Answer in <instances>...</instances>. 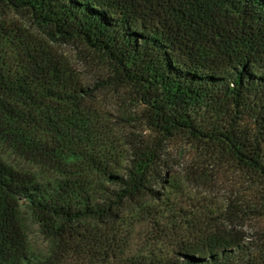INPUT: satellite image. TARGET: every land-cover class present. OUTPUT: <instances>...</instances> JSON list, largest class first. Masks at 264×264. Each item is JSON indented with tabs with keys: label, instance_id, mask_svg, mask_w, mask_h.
Listing matches in <instances>:
<instances>
[{
	"label": "trees",
	"instance_id": "16d2710c",
	"mask_svg": "<svg viewBox=\"0 0 264 264\" xmlns=\"http://www.w3.org/2000/svg\"><path fill=\"white\" fill-rule=\"evenodd\" d=\"M0 6L109 65L105 80L84 84L50 48L0 27V137L56 173L37 181L0 160V264L119 260L122 254H107L103 232L85 222L98 227L121 219L128 205L144 211L145 202L161 200L170 186L168 151L178 142L240 171L250 194L229 199L224 217L179 242L167 264H264V230L236 229L264 217V0ZM99 90L119 101L113 124L112 114L93 106ZM115 127L116 142L108 139ZM25 215L50 252L29 249Z\"/></svg>",
	"mask_w": 264,
	"mask_h": 264
},
{
	"label": "rangeland",
	"instance_id": "374dc122",
	"mask_svg": "<svg viewBox=\"0 0 264 264\" xmlns=\"http://www.w3.org/2000/svg\"><path fill=\"white\" fill-rule=\"evenodd\" d=\"M0 27L11 30L12 35L24 37L32 46L40 42L50 48L56 57L78 72L84 84L96 85L106 79V73L109 74L108 63L87 53L76 43H61L48 38L23 12L0 6ZM0 55L2 57L1 47ZM117 101L113 94L99 90L93 106L101 114H112L107 119L113 124ZM119 134L120 129L115 127L113 132H109L108 139L116 142ZM168 153L172 164L170 186L166 187L161 200L145 202L144 211L138 205H128L121 219L98 227L93 222H85L97 232H103L110 242L112 250L107 254H122L119 260L106 264H167L179 242L190 238L197 228L211 226L214 218L219 217L220 220L224 217L229 199L234 200L235 195L248 198L250 187L240 171L225 164L214 165L181 142L171 145ZM0 160L37 181L51 180L56 176L40 161L32 160L2 142L1 137ZM23 224L29 249L35 254L50 252L52 244L35 220L25 215ZM236 229L244 233L264 230V217L250 216V220Z\"/></svg>",
	"mask_w": 264,
	"mask_h": 264
}]
</instances>
